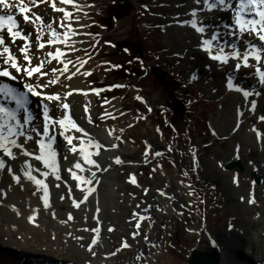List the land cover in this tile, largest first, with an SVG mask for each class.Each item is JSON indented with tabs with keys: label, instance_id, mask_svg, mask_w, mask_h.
Wrapping results in <instances>:
<instances>
[{
	"label": "bare ground",
	"instance_id": "bare-ground-1",
	"mask_svg": "<svg viewBox=\"0 0 264 264\" xmlns=\"http://www.w3.org/2000/svg\"><path fill=\"white\" fill-rule=\"evenodd\" d=\"M175 1L184 3L181 7L185 12L180 18L170 16L163 21L164 26L169 25V28H166V34L173 36V33L179 30L192 33L190 41L184 40L185 42L177 44L179 50L177 54L185 67L194 66L191 72H195L193 74L196 77H204L211 73V80L219 81L217 88L220 90L219 96L223 98V105L233 111V114H229L233 124L228 133H235L236 136H228L227 133L226 141L233 140L236 144L240 141L241 144L235 145L238 147L236 154L226 157L221 166L230 161H244L245 150H248L247 152L252 156H258V153L254 152L255 146H249L239 137L246 134L249 139L252 135L255 141L251 139V142L254 145H257L258 140H261L264 145V120L261 117L258 120V116L264 113V98H258L255 95L256 92L248 89L249 87L259 89L264 97V84L260 83L259 74L256 72L257 68L264 72V43L259 40L255 32L252 35H249L247 31L243 34L240 32L236 24V14L241 0H225L224 5L216 7H211L216 4V0H207V3L205 0ZM9 2L17 6L11 9L0 6V14L13 16L18 23V28L13 31H19L24 39L17 37L13 40L8 35L7 27L0 29V37H3L5 41L3 45H0V70L8 69L16 77V79L0 77V107L15 115V120L0 117V134L6 137L3 143L12 153V156H6L0 149V162L4 164V167L0 168V264H15L18 259H25L28 256L42 259L47 264H152L150 255L159 238L151 232V221L155 224V230H159V227L164 225L162 215L163 212H169L168 202L162 199L163 194L157 193L151 200H149L152 198L151 194L143 196L142 193L134 199L129 194L122 195L118 191L115 192L114 185L111 184L116 165L137 160L131 158L134 155L126 156L121 153L124 148L121 147V142L116 140V134H114L115 137L108 134V127L96 128L98 124L94 116L98 92L87 85V69L79 70L75 65L73 54L66 53V46L75 43L74 36L82 32L81 25L75 23L72 17L73 2L82 6L81 0H71V3L67 4L61 3L60 0H35V3L33 0H9ZM53 3L62 11L52 12L50 9H53ZM21 6H26L29 11L21 13ZM65 12L69 13L67 18L64 16ZM24 15L29 16V21L23 19ZM37 16L40 17L39 20L36 19ZM240 18L259 21V17L247 9L241 13ZM193 21L196 22L197 27L203 28V32H197L192 27ZM53 33L56 35L53 36ZM213 36L215 39H212ZM114 40L118 42L120 39L117 36ZM204 41H209V51H205V48L209 46L205 45ZM221 43H238L239 51L235 52L234 49L229 48L224 50L223 45L220 46ZM25 44H27L26 48ZM40 44L44 47L40 48ZM4 47L9 48L11 55L20 66H27L24 53L30 57L32 66L43 62L41 72L46 74H34L29 79L23 71L16 73L4 62L8 56L3 52ZM247 47H250L249 51ZM253 48L256 50L255 53L252 51ZM135 50L139 49L136 47ZM57 51L62 53L58 60L48 55L50 52L55 54ZM257 53L261 57L259 63L252 59V56ZM228 54L226 63L212 59L214 55L225 58ZM245 54L250 56L247 61L250 64L248 67L244 66ZM193 55H196L198 61L191 63L189 58ZM210 64L219 65L222 71L207 69ZM237 64L239 67H236ZM246 73L250 75L249 78H243ZM223 76L226 77L224 82L221 81ZM50 78H58L57 83L39 89L41 93L39 96H33L25 87L26 83L38 84L41 81L47 83ZM229 79L233 80L232 87L237 85L241 87L238 93H227ZM9 89L10 94L7 92ZM244 89H247L249 93L247 97L243 95ZM12 94L15 98L22 96L24 104L17 105L15 98L13 100L10 98ZM50 94H58L61 100L44 99V96ZM242 101L248 102L249 107H245L244 110L237 109L236 106L239 103L242 104ZM63 104H67L68 108H64ZM45 109L48 110V121L44 118ZM28 112H30L29 115L26 114ZM65 117H69L82 131L77 132L70 128L67 120L65 129H61L56 122ZM242 120L243 124L238 126ZM45 123L49 124L47 135L44 133ZM89 124L95 130H92ZM2 125L11 126L15 134L8 135L7 127ZM28 135L31 137L30 141L26 140ZM49 137L52 139L49 140ZM65 137L72 138V145L67 143ZM11 141H15L19 147L13 146ZM41 142L51 145V149L56 152V156L49 160L48 167L35 158L42 153ZM96 144L106 148V151H101V147L99 149L94 147ZM71 147H75L76 152L69 151ZM238 150L239 155H237ZM24 151H27L29 155H23ZM47 151V148L43 150L45 156ZM139 151H144V154H141V160L150 159L143 146ZM86 155L88 157L93 155L95 165L98 167L86 163L84 160ZM117 158L121 163H116ZM53 161L55 168L52 167ZM254 161L257 165L250 162L247 166L248 170L253 169L258 172L263 170L260 166L262 162L259 163L257 159ZM76 164H80V169L74 166ZM175 166L178 167V165ZM100 172L104 176H101ZM73 174L79 179H74ZM29 176L40 180L42 185H37L35 180L29 179ZM57 176L60 177L59 180L56 179ZM127 180L129 183L125 187L126 191L131 188L130 183L134 182L133 178L125 179L124 182ZM178 184L181 188L184 187L183 182ZM247 185V201L258 202L253 192L255 185L251 180L247 182ZM44 186L47 188L46 195ZM236 191L234 188L229 189L230 200L234 199ZM215 196L218 197V195ZM85 197L88 199L85 200ZM45 200H47V206H45ZM240 200L239 197L235 204V213L240 211ZM74 202L78 203L79 207H75ZM142 202H146L145 205H137ZM149 204L152 205L151 211L146 210ZM155 206L156 211L162 213L161 216L155 211ZM104 208L107 209L104 218L110 222L109 224L103 221L101 212ZM118 208L124 215L113 214L116 213L113 209ZM69 215L72 216L71 220L68 219ZM151 215L152 218L149 220ZM225 215L226 212L223 210L221 216ZM256 218L246 221L241 219L237 225L235 224V227H244L243 238L235 236L233 232L229 235L226 232L223 235L221 231L216 233V239L219 242L223 241L226 245L227 241L228 249L234 248L238 251L242 247L238 243L245 245L247 252L241 260L245 264L252 260H254L253 264H264V242L258 233L259 230L264 232V227L260 225V221L257 223ZM259 219L262 220V215ZM129 225L133 227L129 229ZM123 226L126 228L124 229ZM112 227L115 229L111 232ZM121 231L122 234H120ZM117 235L121 236L116 238ZM107 236L109 239L118 241V246H114L115 242L105 241L104 237ZM223 237L226 241L222 240ZM233 239L238 241L234 247L231 243ZM200 241L206 242L203 239ZM200 241L194 246L195 251L206 249L204 245H200ZM125 244L129 246L125 247Z\"/></svg>",
	"mask_w": 264,
	"mask_h": 264
},
{
	"label": "rangeland",
	"instance_id": "rangeland-1",
	"mask_svg": "<svg viewBox=\"0 0 264 264\" xmlns=\"http://www.w3.org/2000/svg\"><path fill=\"white\" fill-rule=\"evenodd\" d=\"M81 3L82 6L73 2L72 17L75 23L81 25L82 32L74 36L75 43L66 46V53L73 54L79 70L87 69L88 87L94 91L100 90L94 116L98 124L96 128L108 127V134L111 137L116 134V140L121 142L124 148L121 153L134 155L131 158L137 160L116 165L111 184L115 192L129 194L134 199L142 193L143 196L151 194V200L157 193L163 194L162 199L168 202L169 212L162 215L164 225L155 230V224L151 221V232L159 238L150 255L152 264H189L190 253L202 239L206 240L200 241V245L206 247L203 251L218 250L220 264H245L241 262L247 252L245 245L233 239V247L235 243L242 247L238 251L228 249L226 239L222 238L226 241L224 245L223 241L216 239V233L221 231L223 235L224 232L229 235L233 232L235 236L243 238L244 227L235 226L241 219L246 221L255 217L257 223L260 221L264 227V145L261 140L254 145L252 135H248V139L244 133L246 136L239 138L249 146H255L254 152L258 156H252L245 150L244 161H230L221 166L226 157L236 154L238 147L235 145L240 143L226 141L228 136H236L235 133H228L233 124L229 114H233V111L223 105L217 88L219 81L213 82L211 73L196 77L195 72H191L194 66L185 67L177 54V44L190 41L192 33L179 30L173 36L167 35L169 25L162 24L170 16L182 17L185 11L181 6L184 3L175 0H81ZM50 10L54 12V9ZM4 27L8 28V25ZM117 36L120 39L118 42L114 40ZM222 45L224 50L239 51L238 43ZM249 49L247 47V51ZM227 56L229 54L225 59ZM189 59L191 63L198 61L196 55ZM207 69L222 71L219 65L210 64ZM160 77L171 84L159 89L157 81ZM249 77L247 73L243 75V78ZM221 81H226V77L223 76ZM236 89L241 87L237 85L226 91L238 93ZM248 89L256 92L258 98H264L259 89ZM242 91L247 92V89ZM175 102L184 106V113L182 111L180 116L169 107ZM245 107H249L248 102L242 101L236 106L242 110ZM260 117H264V113L258 116V120ZM241 124L243 120L238 126ZM91 129L95 130L94 127ZM30 139L29 135L26 136V140ZM142 146L150 157L145 161L141 160L144 151H139ZM100 150L106 151V148L102 146ZM88 158L95 162L93 155ZM256 159L262 162L260 166L263 170L260 172L248 170L247 167L250 162L257 165ZM236 162L240 165L227 169L228 164ZM254 172L258 179H262L259 185L254 183ZM100 174L104 176L102 172ZM128 178H133L134 182L126 191L129 181L124 180ZM249 180L255 185L253 192L258 202L247 201ZM180 182L184 183V187H180ZM230 188L237 190L233 200L229 199ZM239 197L240 211L235 213L234 207ZM151 206L147 205L146 210L151 211ZM154 208L156 211V206ZM120 210L113 209L116 212L113 214L124 215ZM223 210L226 212L224 217L221 216ZM101 213L103 221L109 224L104 218L107 209L104 208ZM157 213L162 214L160 211ZM260 215L262 220L259 219ZM151 218L152 215L149 220ZM132 227L129 225V229ZM114 229L112 227L111 232ZM258 233L264 242V232L259 230ZM104 239L118 246V241L109 239V236Z\"/></svg>",
	"mask_w": 264,
	"mask_h": 264
},
{
	"label": "snow or ice",
	"instance_id": "snow-or-ice-1",
	"mask_svg": "<svg viewBox=\"0 0 264 264\" xmlns=\"http://www.w3.org/2000/svg\"><path fill=\"white\" fill-rule=\"evenodd\" d=\"M60 2L64 3V4H67V3H71V0H60ZM33 3H35V0H33ZM205 3H207V0H205ZM224 4H225V0H216V4L211 5V7H216L217 5L222 6ZM0 6H3V8L11 9V8L16 7L17 5L15 3H10L9 0H0ZM52 7L56 11H62V9L56 8L55 3L52 4ZM245 9H247L249 12H254V14L257 17H259V21L255 20V19L241 20V18H240L241 13L244 12ZM27 11H29V9L26 6H21L20 7V12L21 13H25ZM64 16H65V18H67L69 16V13L65 12ZM23 19L25 21H29L30 18H29L28 15H24ZM36 19L39 20L40 17L37 16ZM6 24L8 25V28H7L8 35L10 37H12L13 40L15 38H17V37L20 38V39H24V37L21 35V33L19 31H15V32L13 31V29L17 27V23L14 20L13 16L12 15H2V14H0V29H3V27ZM236 24L239 27L240 32L242 34L245 31H247V33L249 35H252L255 32V33H257L259 40L262 43H264V0H241V3L239 5V9H238L237 14H236ZM257 24H259V27H257ZM192 27L197 32H203V28L197 27V24H196L195 21H193ZM55 35L56 34L53 33V36H55ZM37 38L39 39V37H37ZM212 39H215V37L213 36ZM4 42H5L4 38L0 37V45H3ZM49 43H52V41H49ZM203 43L205 45L209 46V47L205 48V51H209V48H210L209 41H204ZM26 47H27V44H25V48ZM39 47L43 48L44 45L40 44ZM21 51H22V53H24V49H22ZM222 51L223 50L221 49V52ZM252 51H253V53H255V51H256L255 48H253ZM3 52L8 54L7 59L4 61L5 64H8L9 68L14 69L16 73H20L21 71H23V73L29 79H31L34 74H38V75L46 74V73H42L41 72V69L44 66L43 62H41V63H39V64H37L35 66H32L31 59L26 53H24V60L27 61V66H20L17 63V60L11 55L10 50H9L8 47H4ZM48 55L51 56L53 59H57L58 60L60 58V56L62 55V53L57 51L55 54L50 52V53H48ZM234 58L239 59L238 57H234ZM248 58H249L248 54H245L244 57H243L244 66L245 67L248 66V63H247ZM212 59L213 60H221V62H225V63L227 62V60L224 57H222L221 55H214V56H212ZM252 59L256 60L258 63L261 62V57H260V55L258 53L254 54L252 56ZM65 67H66V65H65ZM236 67H239V64H237ZM256 72L259 74L260 83L264 84V72H261V70L259 68L256 69ZM0 77H6L8 79H16V77L8 69L0 70ZM57 80H58V78H56V79L50 78L47 81V83H44L43 81H41V83H38V84L26 83L25 87L27 88V91L29 93H31L33 96H39V95H41V93L39 92V89H41L42 87L43 88L50 87L51 85L57 83ZM228 86H229V88L232 87L231 82H229ZM236 90L240 91V89H236ZM7 92L10 94L11 90L9 89V90H7ZM243 95L245 97H247L249 95V93L245 91L243 93ZM23 99L24 98L22 96L21 97H16L15 98V103L17 105H21L22 106ZM44 99H46L48 101H60L61 100V98L59 97L58 94L46 95V96H44ZM63 107L64 108H68V105L67 104H63ZM253 107H255V106L253 105ZM0 117L7 118L8 120H15V115L13 113L8 112L5 108H2V107H0ZM44 118H45V121L49 120L48 110L47 109H45V117ZM261 119H264V117H261ZM66 120L68 121V126L70 128L74 129L77 132H81L82 131V129L79 128L74 122H72L69 117H65L64 119H61V120L57 121L56 123L59 124L61 129H65V126H66L65 125V121ZM2 127H7L8 135L15 134L14 131H13V128L11 126L2 125ZM48 131H49V124L45 123L44 124V133H45V135L48 134ZM61 134L63 135V132ZM4 139H6V137H4L2 134H0V149L3 150V152H4V154L6 156H12V153H11L10 149L3 143ZM51 139L52 138L49 137V140H51ZM65 139L67 140V143L69 145H72L73 141H72L71 137H65ZM11 143H12L13 146L19 147V145H16L15 141H11ZM89 144H91V141H89ZM94 147L99 149L102 146L100 144H96V145H94ZM40 148L42 149V153H41L40 156H36L35 158L37 160H41L45 164V167H48L49 166V160L56 156V152L51 149V145H45L43 142L40 143ZM45 148L48 149L46 156H45V153L43 152V150ZM69 151L76 152V148L75 147H71L69 149ZM96 154L98 155L99 153L97 152ZM23 155L27 156V155H29V153L27 151H24ZM84 160H85L86 163L98 167V165H95V162L93 160L89 159L87 155L84 156ZM116 163L119 164V163H121V161L117 158L116 159ZM74 166L77 169H80V167H81L80 164H76ZM3 167H4L3 162H0V168H3ZM52 167L55 168L54 161L52 163ZM73 178L74 179H79V177L75 176V174H73ZM14 179H15V177H14ZM29 179L35 180V178L31 177V176H29ZM56 179L59 180L60 177L57 176ZM35 183L37 185H42V182L40 180H35ZM44 188H45V195H46L47 194V188H46V186H44ZM89 191H91V190H89ZM251 202H253V201H250V203ZM45 206H47V200H45ZM74 206L75 207H79V204L74 202ZM68 219L71 220L72 216L69 215ZM93 243H95L94 240H93ZM124 246L128 247L129 245L125 244Z\"/></svg>",
	"mask_w": 264,
	"mask_h": 264
},
{
	"label": "water",
	"instance_id": "water-1",
	"mask_svg": "<svg viewBox=\"0 0 264 264\" xmlns=\"http://www.w3.org/2000/svg\"><path fill=\"white\" fill-rule=\"evenodd\" d=\"M239 166V163H234L230 165L228 168H233L235 166ZM255 182L257 184H260L262 180L259 178H256V174L254 173ZM220 255L218 251L215 249L211 252H201V251H195L192 253L189 264H220Z\"/></svg>",
	"mask_w": 264,
	"mask_h": 264
},
{
	"label": "trees",
	"instance_id": "trees-1",
	"mask_svg": "<svg viewBox=\"0 0 264 264\" xmlns=\"http://www.w3.org/2000/svg\"><path fill=\"white\" fill-rule=\"evenodd\" d=\"M166 77V76H165ZM171 83L166 81V78L160 77L157 81V85L159 89L165 88V86H169ZM171 110L177 115H181L182 111L184 113V106L180 105L179 103L175 102L173 105H171Z\"/></svg>",
	"mask_w": 264,
	"mask_h": 264
}]
</instances>
